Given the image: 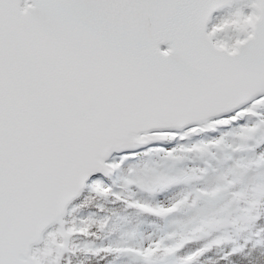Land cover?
<instances>
[{"label":"snow or ice","instance_id":"6c2138e0","mask_svg":"<svg viewBox=\"0 0 264 264\" xmlns=\"http://www.w3.org/2000/svg\"><path fill=\"white\" fill-rule=\"evenodd\" d=\"M0 264H264V0H0Z\"/></svg>","mask_w":264,"mask_h":264}]
</instances>
